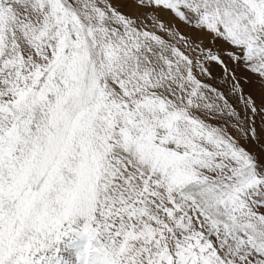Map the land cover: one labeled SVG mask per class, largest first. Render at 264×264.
<instances>
[{"label":"snow or ice","instance_id":"6c2138e0","mask_svg":"<svg viewBox=\"0 0 264 264\" xmlns=\"http://www.w3.org/2000/svg\"><path fill=\"white\" fill-rule=\"evenodd\" d=\"M0 264H264V0H0Z\"/></svg>","mask_w":264,"mask_h":264}]
</instances>
